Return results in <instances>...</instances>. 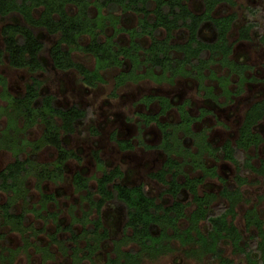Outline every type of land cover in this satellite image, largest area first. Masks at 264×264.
<instances>
[{
    "label": "trees",
    "instance_id": "16d2710c",
    "mask_svg": "<svg viewBox=\"0 0 264 264\" xmlns=\"http://www.w3.org/2000/svg\"><path fill=\"white\" fill-rule=\"evenodd\" d=\"M191 1L193 0H0V66L6 63L10 68L25 70L30 74L23 92L18 96L9 93L5 79L0 75V99L5 102L4 107H0V117L5 118V127L0 132V151H8L12 156V161L0 170V191L7 196L5 202L0 204V230L18 233L24 248H27L33 243H28L27 239L30 228L24 225L26 215L31 213L34 218L43 222L50 217L54 223L50 244L56 243L64 254L67 253L63 242L56 237L68 234L67 242L70 244L65 247L69 249L72 258L96 264L94 255L109 239V232L102 222V210L114 207L121 208L124 213L121 242L129 240L136 243L140 252L159 254L171 248L172 242H178L182 246L194 244L197 246L196 250L191 249L188 253L200 254L224 263L221 245L227 244L231 253L243 257L244 264H264V223L255 209L250 208L243 215L245 229L254 232L251 235L254 243L252 248L243 240L233 221L234 209L242 200L241 189L248 183L243 172L255 173L260 179L258 183L264 189V160L254 166L251 164L252 158L247 155L250 150L258 149L263 143L256 128L264 123V99L252 103L244 111L233 141L227 139L214 148L202 138L198 140L195 156L182 143V137H196L191 128L196 119L189 116L187 104L177 107L179 122L171 124L159 120V116L171 108L167 99L153 96L144 99L146 104L157 102L160 106L157 115L141 117L146 125L155 124L160 132L161 139L155 148L161 149L166 156L161 167L150 173L149 178L165 186L164 193L172 199L169 206L157 203L145 192L142 184L124 185V173L121 169H107L98 152L92 153L95 170L99 174L95 178L94 188L90 187L89 179L78 171L71 177L81 212V219L73 221L81 223L80 233L77 234L70 224L62 226L57 222L56 215L48 211L49 205L56 203L55 196L41 192L43 183L58 184L63 181L65 167L70 160L80 161L74 151L64 146L63 138L72 136L77 125L86 117L85 110L77 105L61 108L56 105L53 95L41 93L42 82L35 74L47 73L42 61L44 54L53 69L77 72L88 87H94L103 80L101 71L122 68L126 62L132 66V70H143L145 76L154 80L159 79L158 75L171 80L188 76L195 77L198 81L205 80L213 77L211 67L215 63L228 69L231 75H236L240 84L253 80L244 77L248 66L231 58L232 45L228 37L237 23V14L219 17L214 15L218 6L225 4L236 7L235 2L197 0L201 8L193 11L189 7ZM242 10L250 19L237 29V40L250 42L253 31L258 26L253 20L258 12L248 7ZM117 12L122 16L135 17L134 25L119 27L120 17L115 15ZM205 25H209L213 32L211 41H206L199 35ZM109 29L113 31L112 34L107 33ZM41 32L55 37V42L48 46L38 38ZM120 33L127 36L125 44L115 41L116 35ZM83 37L88 38L85 45L80 43ZM257 42L264 49V34L257 38ZM74 52L91 56L94 59V69L90 71L74 61ZM132 74L133 72L125 73L117 77L118 85ZM262 81L264 82V77ZM207 91L211 93V89ZM223 92L228 98L232 96L228 90ZM34 127L40 128L41 135L38 139L29 141L26 135ZM90 132L98 135L94 128ZM110 140L120 151L133 148L129 140L117 139L114 134L110 136ZM45 147H50L55 152L50 163L37 161V155ZM204 153L220 156L221 160L234 166L233 185H228L214 168H203L195 161V158ZM239 153L245 156L241 162L237 158ZM189 157L191 164L194 163L195 167L199 165L200 175L188 176L183 173ZM207 177L221 184L218 197L226 205L218 214L210 211L211 203L217 196L199 194V187ZM28 178L34 179L35 187L40 193L35 204L31 203L25 186ZM182 191L191 196L190 204L194 205L188 215L185 213V205L180 202ZM18 206L21 211L17 213ZM181 220H186V227H179ZM201 223L207 226L204 232L200 228ZM39 231L43 229L37 233ZM1 239L0 233V242ZM80 240L85 244L83 248L79 247ZM34 245L39 246L36 241ZM17 253L18 250L2 247L0 244V264H13ZM135 255V252H128L127 257L133 259ZM108 264H116V261L109 260Z\"/></svg>",
    "mask_w": 264,
    "mask_h": 264
},
{
    "label": "rangeland",
    "instance_id": "374dc122",
    "mask_svg": "<svg viewBox=\"0 0 264 264\" xmlns=\"http://www.w3.org/2000/svg\"><path fill=\"white\" fill-rule=\"evenodd\" d=\"M236 7H229L222 4L215 9L214 15L224 16L232 13L237 14V23L233 27L228 41L232 45L231 58L233 61L248 66V71L244 77V83L238 81L236 75L228 73V69L222 68L220 64H213L211 71L213 79L208 78L198 81L195 77H176L168 79L166 76L158 75L159 79H152L145 76L144 71L132 70V66L127 62L119 68H108L100 72L102 81L96 83L94 87L85 85L77 72L57 71L52 68L46 54L42 56V61L47 68V73L35 74L42 82V94H51L56 99V105L67 108L77 105L86 112L85 119L76 127L72 136L64 137L63 143L67 149L74 151L80 161L70 160L65 167L63 181L58 184L45 182L41 185V192L53 194L56 199L55 204L48 207V211L56 215L57 222L62 226L69 225L78 234L82 225L78 194L73 190L71 177L78 171L89 179L91 188L95 186V178L99 174L95 170L92 153L98 152L107 169L118 167L124 173L122 183L132 186L142 184L145 192L157 203L169 206L172 199L164 193L165 186L149 178V174L156 172L165 160V153L155 147L159 144L161 136L155 124L146 125L141 116L157 115L160 106L157 102L146 104L144 99L148 96L163 97L167 99L171 108L159 120L167 123H178L179 116L177 107L187 104L186 111L189 116L196 121L191 128L192 138L182 137L183 147L194 156L198 149V140L204 138L212 147H219L225 140L233 141L237 136V129L241 123L244 111L254 102L264 99V49L258 44L257 38L264 34V0H233ZM193 11H199L201 6L197 0L189 3ZM248 7L256 12L258 16L253 19L257 22V28L253 31L250 42L237 40V29L250 19L249 15L242 9ZM119 16V27H132L135 17L130 15ZM2 22H0V27ZM108 34H112L111 29ZM200 37L206 41H211L214 37L209 25H205L200 31ZM38 38L45 41L49 46L55 42L56 38L48 36L43 32L38 34ZM182 38L180 35L179 39ZM87 37L81 39V45H85ZM115 41L125 44L127 36L124 33L116 35ZM145 45V43H142ZM74 61L81 63L85 68L92 71L94 69V59L80 52L72 54ZM133 72L131 77L118 85L117 77L121 74ZM207 73V72H206ZM0 75L4 77L7 90L13 96H18L23 92L25 84L28 82L30 74L25 70L13 69L6 63L0 66ZM207 75V74H206ZM219 78L227 81H220ZM211 89V93L207 90ZM224 90L231 92L232 96L227 97ZM5 102L0 99V107H4ZM5 127V118L0 117V132ZM94 128L98 135H92L90 130ZM256 131L261 135L263 143L258 149L250 150L247 155L252 158L251 164L258 166L264 160V123H260ZM117 139L129 140L133 146L132 150L120 151L114 142L110 140L111 135ZM41 135L40 128L30 129L26 135L29 141L38 139ZM196 138H198L196 140ZM40 163H50L53 161L55 152L50 147L43 148L37 155ZM244 154L239 153L237 158L241 162ZM193 158V157H191ZM183 167V173L188 176L201 174L198 166L203 168H214L219 176L227 181L228 185H233L235 168L232 164L220 159V156L201 154L195 158L200 164L195 167L192 161ZM12 161L11 153L5 150L0 151V170ZM248 183L242 187V200L234 209V225L241 233L243 240L250 248L254 243L251 240L253 231L245 229L243 215L246 210L253 208L264 223V189L258 183L259 177L255 173L243 172ZM182 179V178H181ZM26 188L32 204L39 199V191L35 187V181L28 178ZM221 184L211 178H206L199 187V194H215L217 198L211 203L210 211L218 214L225 208V201L218 197ZM6 195L0 191V204L6 200ZM180 202L185 205L186 215L194 209L191 203V196L182 191ZM74 208L73 210H71ZM21 211L20 206L16 209ZM25 227L28 243L36 241L38 247L31 245L24 248L21 236L7 229H1V246L18 250L13 264H89L88 260H74L69 254L67 242L68 234L57 235V240L63 242V248L67 253H63L56 243L50 244V235L54 232L52 218H47L46 222L33 217L31 213L26 215ZM102 222L109 232L107 243L102 244L93 259L96 264H108L109 260H115L116 264H244L242 256L231 253V248L227 244L221 245L222 258L224 263L200 254L188 253L189 250H196L197 246L189 244L182 246L178 242H172V247L155 255L140 252L136 243L129 240L121 242L122 226L124 223V213L121 208L105 207L102 210ZM186 220L179 222V227H186ZM206 224L201 223L200 228L204 232ZM43 229V231L38 230ZM129 233V232H127ZM127 235V234H126ZM129 235V234H128ZM83 240L79 242V247L83 248ZM46 248L47 250H42ZM128 252H135L133 259L127 257ZM69 254V255H68ZM226 261V262H225ZM229 262V263H227Z\"/></svg>",
    "mask_w": 264,
    "mask_h": 264
}]
</instances>
